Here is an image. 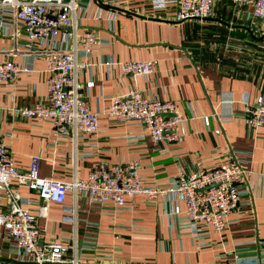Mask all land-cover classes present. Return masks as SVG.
<instances>
[{
  "label": "crops",
  "instance_id": "1",
  "mask_svg": "<svg viewBox=\"0 0 264 264\" xmlns=\"http://www.w3.org/2000/svg\"><path fill=\"white\" fill-rule=\"evenodd\" d=\"M79 1L89 15L99 11V18L77 20L78 32L91 28L108 45L91 53L90 65L78 76L82 83L92 81L83 95L98 114L99 128L74 140L54 138L48 120L15 113L16 108L45 101L46 59L7 53L11 18L0 6V59L28 68L13 83L0 82V137L13 164L24 169L30 156H38L37 175L68 182L86 177L94 167L136 159L144 184L165 186L179 172L188 173L197 165L211 168L233 157L246 171L242 184L250 194L240 199L238 211L227 215L220 235L208 229L195 241L179 234L181 219L169 214L161 198L135 197L112 215L110 202L87 204L82 195L67 191L62 204L48 203L46 216L35 218L40 242L62 243L66 258L74 254L78 264H233L235 257L257 255L256 241L264 240V178L259 176L264 170V125L246 128L242 115L245 105H254L256 97L264 95V24L247 17L249 6L226 0L215 1L208 18L181 21L173 19L172 6L155 10L149 0ZM55 43L71 46L59 37ZM146 59L154 61V71L137 77L135 88L142 95L174 101L184 117L183 141L165 150L139 123H117L105 115L109 97L131 88L117 62ZM108 60L113 64L105 65ZM224 93L232 96L230 106L220 103ZM225 112L233 117L215 119L214 114ZM203 115L208 116V127ZM216 128L218 134L213 133ZM12 188L34 213L36 194L23 185L12 183ZM5 207L0 191V208ZM0 259L30 263L17 253L14 241L1 235Z\"/></svg>",
  "mask_w": 264,
  "mask_h": 264
},
{
  "label": "built area",
  "instance_id": "2",
  "mask_svg": "<svg viewBox=\"0 0 264 264\" xmlns=\"http://www.w3.org/2000/svg\"><path fill=\"white\" fill-rule=\"evenodd\" d=\"M218 0H149L155 10L172 6L173 19H205L211 16L212 6ZM250 7L247 17L264 20V0H226ZM11 18V55L28 53L43 55L46 59V98L43 103L22 106L15 113L25 118L50 121V132L54 138L94 134L99 128L98 114L91 111L85 102L83 89L92 86V81L80 82L78 76L88 68L91 53L106 47L108 41L98 37L91 28L78 32L82 18H99V11L88 14L87 7L79 0H0ZM100 9V8H98ZM21 31V33H20ZM71 41V46H56V39ZM113 64L112 60L104 62ZM126 75L131 88L125 94L111 95L105 115L117 123L135 121L140 124L147 137L155 144L180 143L184 139L181 123L184 117L178 105L170 99L142 95L135 88L136 78L148 76L154 71L151 59L125 60L117 62ZM28 68L10 59H0V82L17 80L19 73ZM233 102L231 94H221L223 107ZM219 122L230 120L233 113L214 114ZM208 127V116H201ZM242 121L246 128L255 129L264 125V95H258L254 105H245ZM218 128L213 133L218 134ZM161 149V150H162ZM38 156H30L24 169L16 167L9 157V150L0 137V191L4 193L6 207L0 208V235L14 241L17 253L25 256L31 264H78L75 255L66 258L67 246L60 242H40V232L35 225L36 217H45L47 204H62L67 191L74 197L82 195L87 204L99 205L110 202L112 215L135 197L145 200L163 199L169 205V214L180 218L179 234L199 241L200 233L211 230L220 235L226 227V217L239 209L242 197L250 191L242 183L246 171L240 161L231 157L219 161L211 168L201 165L188 173L179 172L165 186H150L142 182L138 174L139 162H125L97 166L89 170L86 177L65 182L37 175ZM264 178V170L259 175ZM23 185L33 191L39 203L32 213L25 207L12 188ZM251 242V241H250ZM258 254L248 258H236L233 264H264V240L257 242ZM246 260V261H245ZM226 262V261H222ZM0 264H22L11 260H0Z\"/></svg>",
  "mask_w": 264,
  "mask_h": 264
},
{
  "label": "water",
  "instance_id": "3",
  "mask_svg": "<svg viewBox=\"0 0 264 264\" xmlns=\"http://www.w3.org/2000/svg\"><path fill=\"white\" fill-rule=\"evenodd\" d=\"M264 24V20H260ZM3 260V259H0ZM22 264H31V263H22Z\"/></svg>",
  "mask_w": 264,
  "mask_h": 264
}]
</instances>
